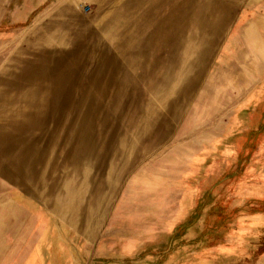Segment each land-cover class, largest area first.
<instances>
[{
    "label": "rangeland",
    "instance_id": "rangeland-1",
    "mask_svg": "<svg viewBox=\"0 0 264 264\" xmlns=\"http://www.w3.org/2000/svg\"><path fill=\"white\" fill-rule=\"evenodd\" d=\"M0 264H264V0H56L0 39Z\"/></svg>",
    "mask_w": 264,
    "mask_h": 264
},
{
    "label": "crops",
    "instance_id": "crops-1",
    "mask_svg": "<svg viewBox=\"0 0 264 264\" xmlns=\"http://www.w3.org/2000/svg\"><path fill=\"white\" fill-rule=\"evenodd\" d=\"M56 0H0V39L24 28Z\"/></svg>",
    "mask_w": 264,
    "mask_h": 264
},
{
    "label": "bare ground",
    "instance_id": "bare-ground-1",
    "mask_svg": "<svg viewBox=\"0 0 264 264\" xmlns=\"http://www.w3.org/2000/svg\"><path fill=\"white\" fill-rule=\"evenodd\" d=\"M220 4V3H219ZM218 4V5H219ZM77 50V49H76ZM92 56V62L89 64V67H87V69L88 70H90V72H92V76H93V78H95V77H97L100 73H101V70H102V68L100 67V65L98 64V62L100 61L99 60V57L96 55V54H92L91 55ZM53 59V58H52ZM55 62L56 61H54V63L53 64H55ZM58 65H54V67H53V69H55L56 67H57ZM86 66V65H85ZM67 72V73H66ZM67 75H68V70H65L62 74H56V73H54L52 76H53V79H56V83H58L59 84V90H58V86H55L56 88H55V93H60L59 91H60V89L61 88H63L64 86H65V84H66V77H67ZM84 79H86V76H85V74L83 75V76H81V80L79 81V84H82V82L84 81ZM78 87H80V86H78ZM79 90H80V88H77L76 90H75V92L72 94V96H71V98H70V100L66 103V99H64V103H63V105H62V110H61V114H62V116H64V117H67V116H69V114L71 113H73L74 114V112H73V110H74V107H75V105H76V103H77V101H78V99L80 98V97H84V96H86V95H84V94H82V93H79ZM62 96V95H61ZM70 114V115H71ZM66 120H67V118H66ZM65 120V121H66Z\"/></svg>",
    "mask_w": 264,
    "mask_h": 264
}]
</instances>
